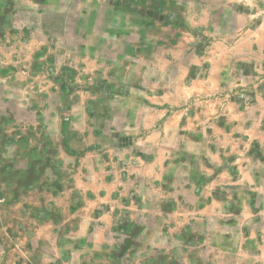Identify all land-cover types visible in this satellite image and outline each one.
I'll return each mask as SVG.
<instances>
[{
	"label": "crops",
	"instance_id": "obj_1",
	"mask_svg": "<svg viewBox=\"0 0 264 264\" xmlns=\"http://www.w3.org/2000/svg\"><path fill=\"white\" fill-rule=\"evenodd\" d=\"M151 1L0 0L14 263L264 264V18L202 41L207 4Z\"/></svg>",
	"mask_w": 264,
	"mask_h": 264
},
{
	"label": "rangeland",
	"instance_id": "obj_2",
	"mask_svg": "<svg viewBox=\"0 0 264 264\" xmlns=\"http://www.w3.org/2000/svg\"><path fill=\"white\" fill-rule=\"evenodd\" d=\"M202 1L203 3L207 4L212 10V21L209 24V27L212 28L210 31H202L203 35H205L206 40L202 41H209V39L217 36L214 33V29H218L219 34L225 33L227 37L231 35V33L237 34L242 30L239 27H243L242 18L240 19L238 16V11L247 10L248 7L251 6L255 12L259 13V15L264 18V0H254L248 4V0H154L152 2V6L146 8L142 7H129L130 15L136 17L138 20L146 21L145 15L149 12L150 15H155L158 17L159 12L164 10L165 19L172 18L173 22L178 26L186 25V18L185 12L187 11L189 2H198ZM249 5V6H248ZM152 9L156 10V13L153 14ZM162 14V13H161ZM238 25H240L238 27ZM238 29V30H237ZM199 32V31H198ZM15 210H9L8 207L3 204H0V215H4L5 218L9 215V213L15 214ZM10 226H2L0 225V237H9V233L12 232L9 228ZM13 229V228H11ZM0 238V239H1ZM201 242H193V251L198 254V245ZM179 250H182L180 246ZM196 249V250H194ZM6 250V251H4ZM195 253V254H196ZM11 252L7 251V241H0V264H17L18 261L10 260ZM196 260V261H194ZM164 261V259H163ZM188 262H185L183 258H181L180 262H176V264H206L202 261V257L197 255L195 258L193 257V261L187 259ZM227 260L224 259L226 263ZM175 262V261H174ZM171 262L167 263L170 264ZM210 263V262H209ZM212 264V262H211Z\"/></svg>",
	"mask_w": 264,
	"mask_h": 264
}]
</instances>
